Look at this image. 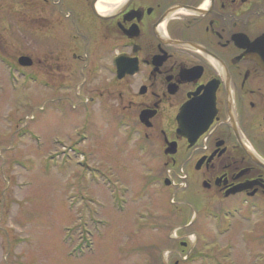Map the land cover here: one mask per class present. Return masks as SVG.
Masks as SVG:
<instances>
[{"label": "flooded vegetation", "instance_id": "af4514ba", "mask_svg": "<svg viewBox=\"0 0 264 264\" xmlns=\"http://www.w3.org/2000/svg\"><path fill=\"white\" fill-rule=\"evenodd\" d=\"M4 1L19 16L24 3L35 11L33 62L55 66V76L43 77L50 89L72 91L59 76L79 71L80 87L97 82L86 89L93 92L85 107L115 117L127 93L135 118L116 121L132 127L149 158L184 179L181 198L189 205L221 195L224 206L199 208L197 216H218L217 236L224 211L225 236L238 226L257 232L260 247L250 255L252 264H264V62L257 44L264 0ZM240 231L237 245L246 246L249 233ZM237 245H225L230 264H238Z\"/></svg>", "mask_w": 264, "mask_h": 264}, {"label": "rangeland", "instance_id": "374dc122", "mask_svg": "<svg viewBox=\"0 0 264 264\" xmlns=\"http://www.w3.org/2000/svg\"><path fill=\"white\" fill-rule=\"evenodd\" d=\"M13 4L0 2V45L8 60L0 64V264H202L184 260L196 252L230 264L225 245L240 244V229L249 233V243L237 245L232 259L252 264L250 254L260 247L257 232L238 226L217 236L213 218L201 212L190 225L197 209L224 206L221 195L189 205L181 198L184 179L163 169L159 159L140 161L136 143L115 129L116 120L135 118L127 93H120L126 105L118 116L95 108L87 123L82 119L93 90L86 89L97 82L80 87L79 71L63 70L60 82L74 87L53 91L32 79L34 73L51 79L55 66L33 62L39 51L35 11L24 3V17L19 16ZM46 18L45 29L51 23ZM20 56H29L32 64L24 76H15ZM166 178L173 182L168 189Z\"/></svg>", "mask_w": 264, "mask_h": 264}, {"label": "water", "instance_id": "95a60500", "mask_svg": "<svg viewBox=\"0 0 264 264\" xmlns=\"http://www.w3.org/2000/svg\"><path fill=\"white\" fill-rule=\"evenodd\" d=\"M21 64H23V65H30V62H29V60H28V58L27 57H22V58H20V61H19Z\"/></svg>", "mask_w": 264, "mask_h": 264}, {"label": "bare ground", "instance_id": "6f19581e", "mask_svg": "<svg viewBox=\"0 0 264 264\" xmlns=\"http://www.w3.org/2000/svg\"><path fill=\"white\" fill-rule=\"evenodd\" d=\"M118 1H119V0H115V1L113 2V5H116ZM101 8H102V7L99 6V9H101Z\"/></svg>", "mask_w": 264, "mask_h": 264}]
</instances>
